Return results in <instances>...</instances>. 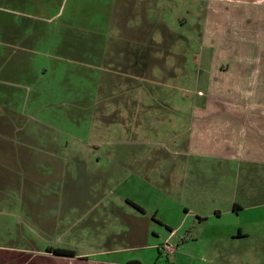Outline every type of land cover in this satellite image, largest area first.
<instances>
[{
	"label": "crops",
	"instance_id": "crops-1",
	"mask_svg": "<svg viewBox=\"0 0 264 264\" xmlns=\"http://www.w3.org/2000/svg\"><path fill=\"white\" fill-rule=\"evenodd\" d=\"M6 1L0 0V231L19 232V236L5 235L11 236L6 243L0 233V264H149L125 257L147 249L153 253L150 264H264V0H118L126 10L122 36L132 41L122 52L137 58L130 64L138 69L144 66V52L138 49H143L146 39L141 24L147 23L154 36L151 22L160 19L162 7H169L181 29L200 40L205 63L197 68L188 65L187 70L184 65L172 68L178 71V79L186 84L200 82L205 89L202 101L187 116L185 159L171 161L172 172L185 165L191 171L184 180L195 182L203 179L198 168L237 163L242 169L235 182L239 189L241 183L249 184L241 192L249 203L235 201L230 209H221L223 203L214 201L202 211L185 205L184 219L161 223L168 230L162 244L152 227L129 223L120 237L106 231L98 242L111 246L91 254H77L59 244V232L65 234V216L58 217L65 212L66 192L58 190L65 181L64 145L59 128L48 130L38 116L44 111L40 88L52 86L53 93L63 82L59 75L63 47L56 46L59 33L50 41L48 29L42 31L44 48H33L27 14L31 6L26 0ZM144 6L151 16L134 15ZM47 22L41 27H47ZM176 76L173 73L171 79ZM46 93L49 95L48 90ZM47 133L54 139L51 144ZM134 166L139 176L153 173L141 162ZM84 175L83 169L81 177ZM112 176L110 173L109 178ZM221 178L222 183L226 177ZM102 194L101 190L91 191L84 203L77 193L68 198L83 212L91 199ZM199 196L200 205L204 198L226 202L222 194ZM95 202L92 206L97 207L98 199ZM187 218L194 219L191 227L186 225ZM92 243H96L94 239ZM49 248L73 251L75 256H57Z\"/></svg>",
	"mask_w": 264,
	"mask_h": 264
},
{
	"label": "rangeland",
	"instance_id": "rangeland-1",
	"mask_svg": "<svg viewBox=\"0 0 264 264\" xmlns=\"http://www.w3.org/2000/svg\"><path fill=\"white\" fill-rule=\"evenodd\" d=\"M119 2L26 0L31 6L27 7V14L33 28V48H44L40 34L47 29L50 41L59 33L56 46L63 47L64 61L59 62L63 82L53 93L52 86L40 88L43 92L38 91V96L44 111L38 116L48 130L57 126L61 132L65 181L58 190L66 192V200L65 212L58 214L59 219L65 216V234L59 232L58 237L61 247H69L77 254L110 247L109 243L98 242L99 237L108 230L113 237H120L128 231L129 223L152 227L160 234L162 244L168 230L161 223L184 219L185 205L202 211L214 201L223 203L221 209H230L235 201L241 205L249 203L241 198L242 188L249 184L241 183L239 189L235 182L237 171L242 169L237 163H213L205 169L198 168L203 179L195 182L184 180L191 171L185 165L172 172L170 162L185 159L182 148L187 116L202 101L205 90L200 82L186 84L178 79V71L173 72L172 68L184 65L187 70L188 65L197 68L204 64L200 40L181 29L169 7H162L160 19L151 22L154 36L147 23L141 24L146 39L143 49H138L144 52L143 69H138L133 65L137 58L123 53L126 44L132 41L122 36L126 10ZM148 11L144 6L134 15L151 16ZM45 21H49L47 27H41ZM175 52L185 54L172 56ZM183 57L186 61H182ZM51 64L52 60L48 69ZM173 73L177 74L175 80L171 79ZM127 74L137 78L129 79ZM56 96L59 102L55 98L53 105L52 98ZM48 133L46 138L51 144L54 139ZM139 162L148 165L153 173L139 176L134 166ZM83 169L86 175L81 177ZM223 176L226 178L221 183ZM188 189L191 191L186 192ZM97 190L103 193L95 199L99 201L97 207L92 206L96 202L91 199L83 212L73 207V198H68L70 193H77L84 203L91 191ZM200 193L206 197L222 194L226 202L204 198V204L200 205ZM193 220L185 219L186 225L191 227ZM0 233L6 243H10L11 236L5 235L19 236V232ZM152 254L147 249L125 257L150 264Z\"/></svg>",
	"mask_w": 264,
	"mask_h": 264
},
{
	"label": "trees",
	"instance_id": "trees-1",
	"mask_svg": "<svg viewBox=\"0 0 264 264\" xmlns=\"http://www.w3.org/2000/svg\"><path fill=\"white\" fill-rule=\"evenodd\" d=\"M138 209L141 210L139 207H138ZM48 252L53 253L54 255H57V256H64V257H74L75 256L73 251L64 250V249L49 248Z\"/></svg>",
	"mask_w": 264,
	"mask_h": 264
},
{
	"label": "built area",
	"instance_id": "built-area-1",
	"mask_svg": "<svg viewBox=\"0 0 264 264\" xmlns=\"http://www.w3.org/2000/svg\"><path fill=\"white\" fill-rule=\"evenodd\" d=\"M167 249H170V247L168 246Z\"/></svg>",
	"mask_w": 264,
	"mask_h": 264
}]
</instances>
